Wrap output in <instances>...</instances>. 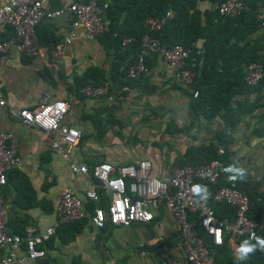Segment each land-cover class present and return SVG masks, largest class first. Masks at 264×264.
<instances>
[{
    "label": "crops",
    "instance_id": "1",
    "mask_svg": "<svg viewBox=\"0 0 264 264\" xmlns=\"http://www.w3.org/2000/svg\"><path fill=\"white\" fill-rule=\"evenodd\" d=\"M43 2L48 12L65 4L63 0ZM71 20L68 12L45 16L38 27L40 36L49 39L53 35L59 42L70 28ZM7 33L8 30L1 36ZM39 45L45 56L15 49L0 52V90L7 99L6 105H0V132L14 134L23 159L19 167L9 172L3 192L11 231L18 227L20 231L22 225L37 232L45 230L57 220L56 206L64 187L70 186L80 195L92 188L90 181L71 170L70 159L51 149V136L38 127L24 124L14 114V107H35L45 97L66 99L70 110L63 122L82 132L79 144L72 149V159L91 166L97 162L136 163L149 158L154 173L161 178L172 174L175 158L189 146L215 139L212 132L194 129L188 133H169V126L187 127L191 115L189 96L173 88L172 83L177 80L162 57L158 56L148 71L150 82L158 86L156 92L145 94L138 87L124 86L94 98L78 94L74 79L91 66L109 73L113 50L107 51L100 39H86L82 29L60 55L52 52L55 45ZM112 119L121 123H113ZM254 121L246 117L239 124L231 150L242 173L240 181H247L246 186L264 192V137L249 136L251 128L247 124L254 126ZM97 123L105 129L104 134L96 128ZM222 127V120L217 118L212 128ZM29 185L34 195L23 196L20 187ZM42 205L52 207V211H46ZM152 211L154 219L150 223L129 226L108 224L99 229L88 219L73 240L65 243L56 236L46 248L45 256L27 260L25 264H188L180 229L171 211L164 203ZM231 245L238 254L239 244L231 242Z\"/></svg>",
    "mask_w": 264,
    "mask_h": 264
},
{
    "label": "built area",
    "instance_id": "2",
    "mask_svg": "<svg viewBox=\"0 0 264 264\" xmlns=\"http://www.w3.org/2000/svg\"><path fill=\"white\" fill-rule=\"evenodd\" d=\"M63 1L64 6L52 12L46 10L43 0L1 2L0 52L15 49L29 55L45 56V51L37 42V27L47 15L56 16L68 12L72 19L70 28L52 49L55 55L62 54L73 43L80 29L88 40L99 39L108 29L110 20L105 15L109 6L108 0ZM243 6V0H225L218 8L222 15L235 16L241 13ZM257 18L264 27V9L258 12ZM145 22L154 31L160 30L164 25V19L160 17H148ZM9 28L13 29V33L7 37L1 36ZM132 39L126 37L125 42ZM141 44L142 49L136 62L127 69L130 78H138L148 72L146 58L156 53L169 63L175 80L184 85L193 80L195 72L188 66V60L193 48H198V43L167 46L158 37L145 33ZM198 53H202L200 48ZM191 66L195 67L196 63H191ZM263 77L264 67L261 63L254 62L248 66V83L257 84ZM110 86V81H105L99 86L87 85L81 91L88 96L100 98L109 93ZM197 94L198 91H195L194 96ZM6 104L7 99L0 90V105ZM69 110L70 103L66 99L46 97L35 107L13 109L14 114L24 124L47 132L51 136V149L70 159L71 170L92 183V188L87 189L83 195L70 186L64 187L56 206L57 220L40 232L31 226L25 227L22 234L7 231L8 209L3 192L8 182V173L19 167L23 159L18 153L14 134L0 132V264H25L27 260L45 256L46 249L40 245L50 240L64 223L86 217L99 229L108 224L129 226L133 223H150L154 219L152 208L162 203L171 211L180 229L188 264L214 262L213 254L196 230L193 215L198 217L202 228L215 244H223L227 234L230 235V242H237L242 237L251 240L262 237L264 240V197L258 198L261 202V213L257 215L251 210L249 195L236 182L217 189L209 187L218 182L222 160L215 158L200 165L175 166L167 178H161L154 173V164L149 158L121 165L111 162H97L91 166L80 163L72 159L71 153L79 144L82 132L63 122ZM219 153H224L223 146H220ZM210 199L235 206L234 220L217 217ZM92 204L93 208H89Z\"/></svg>",
    "mask_w": 264,
    "mask_h": 264
},
{
    "label": "trees",
    "instance_id": "3",
    "mask_svg": "<svg viewBox=\"0 0 264 264\" xmlns=\"http://www.w3.org/2000/svg\"><path fill=\"white\" fill-rule=\"evenodd\" d=\"M88 2L89 0H75ZM109 6L105 10L106 17L110 20L108 29L99 37L107 51L113 50L109 73L100 67H88L81 75L74 79V88L78 94L85 95L81 88L102 85L110 81L109 92L115 88L124 86L138 87L145 94L157 91L158 86L149 80L148 72L138 78H130L128 67L135 63L142 49L141 39L145 33L158 37L167 46L175 44L192 45L193 53L189 58L194 72L193 80L184 85L174 81L173 88H178L188 95V109L191 115L190 123L185 128H172L169 133H183L191 130L214 133V140H208L199 145H191L184 154L175 158V166L200 165L208 163L215 158L223 162L221 174L216 184L210 185L217 189L224 185H230L233 181L245 191L251 200V210L257 215L261 213L259 197H264V192L248 185L247 181H240L241 171L237 168L233 159L231 145L236 140V131L246 117L255 119V125L248 123L251 128L249 136L264 137V77L257 84L248 83L246 77L248 66L258 62L264 67V27L257 18V14L264 9L263 0H243L244 6L238 15H222L219 12V4L225 0H108ZM207 6H203L202 4ZM168 13H170L168 15ZM148 17H160L164 19V25L160 30H150L146 25ZM39 27V25H38ZM37 27V42L52 47L58 41L49 35V39L40 36ZM13 29L9 28L10 35ZM126 37H132V41L125 42ZM159 55L154 53L146 58V65L150 67ZM196 66L192 67L191 63ZM195 91L198 94L194 96ZM217 118L223 122L221 129L215 130L212 126ZM148 119V118H147ZM121 123L119 119H112ZM100 133L106 131L100 124H96ZM220 146L224 147V153H219ZM9 175V173H8ZM23 196L34 195L32 187H20ZM211 202L217 217L235 218V206L227 202ZM213 202V203H212ZM94 204L89 208H93ZM48 212L52 211L46 205H42ZM195 227L204 239L208 249L214 256L213 264H264V240L262 237L248 239L242 237L237 240L239 244L238 254L230 242V235H226L223 244H215L212 237L204 231L200 220L193 215ZM88 218H83L59 226L56 234L40 247L48 248L56 236L67 243L73 240L83 229ZM10 221H7L9 233H24L25 225L21 230L14 232L8 229ZM19 226V225H18Z\"/></svg>",
    "mask_w": 264,
    "mask_h": 264
}]
</instances>
